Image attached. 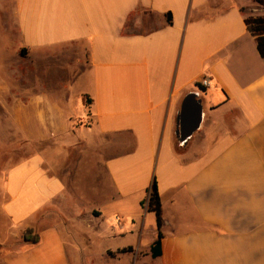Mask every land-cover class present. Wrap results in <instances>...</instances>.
Masks as SVG:
<instances>
[{
    "label": "crops",
    "instance_id": "crops-1",
    "mask_svg": "<svg viewBox=\"0 0 264 264\" xmlns=\"http://www.w3.org/2000/svg\"><path fill=\"white\" fill-rule=\"evenodd\" d=\"M244 18L240 0H15L0 136L20 154L4 165L0 246L22 245L8 248L3 264L81 263L70 224L76 214L100 219L104 209L126 229L108 237L138 235L136 244L104 249L127 250L128 262L264 264V59ZM188 96L200 121L181 144ZM102 137L129 140L113 151ZM86 152L96 171L76 190ZM153 180L162 216L154 259L155 216L141 206ZM55 201L74 205V215L64 205L55 222L43 211ZM147 219L155 231L141 246ZM27 229L37 244L23 242Z\"/></svg>",
    "mask_w": 264,
    "mask_h": 264
},
{
    "label": "rangeland",
    "instance_id": "rangeland-1",
    "mask_svg": "<svg viewBox=\"0 0 264 264\" xmlns=\"http://www.w3.org/2000/svg\"><path fill=\"white\" fill-rule=\"evenodd\" d=\"M14 2L15 0H0V77L4 79L6 84H8L10 76L9 70H7L10 65L9 57L11 56V50L9 49V46L14 42L16 36V26L14 21ZM240 8L242 10V13L244 14V17H264V8L260 7L258 4L251 0H240ZM140 17L142 18V15L139 12L132 15L128 21V27H131L133 23H136V21H138ZM143 20L145 22L148 21L147 18ZM0 113H4V105L2 104H0ZM7 128V120L4 118L0 119V134L3 133V129H6L7 131ZM1 136L0 141L3 140V142H5L4 138ZM123 140L128 142L129 139L125 138ZM123 140H121L120 137H110L109 139L102 137L100 139V141L104 145L106 144L108 145V147L110 145V148H112L113 151L115 150V146ZM10 148L15 149L13 146H11ZM175 149H178L177 142L175 143ZM19 154L20 153L10 151L9 146L6 144V142L0 145V194L2 192V181L6 170V167H4V165H6L7 162L13 159L14 157L18 158L17 155ZM74 155V152H70L71 158L69 161L75 160L76 156ZM95 162L96 155L94 153L91 154L90 152H86L80 160L79 167L75 170L73 168V174L75 178L74 181H77V183L72 185L73 189L84 190L86 187H88L90 182H92L94 172L96 171L94 169ZM66 171L67 172L65 173V171H62L61 169L59 170L63 178L69 181L68 175H70V170ZM64 174H67V176H64ZM84 199L88 202L86 203V206H89L90 202L88 200V197L84 196ZM104 201V199H97L96 203L103 204ZM64 203L65 202L63 201H55L54 206H48V208L44 209L43 211L46 214H49V216L56 222L59 219L63 218L60 211L63 212L62 206L65 205ZM65 206L66 208H68L65 209L69 212L68 217L71 218V216L75 213V206H69L68 204ZM83 211L84 210H82V212ZM74 218H76V220L72 221L73 223L70 224V227L71 230L74 232V239L82 245V258L81 263L79 264H137L136 261L128 262V260L131 258H129L128 256L122 257L119 251L115 253H112L110 251L104 252L105 248L115 249L117 247H121L122 244H124L126 241H131L136 244V241L138 239L137 234L131 238H110L107 236L109 230H112L116 234H122L126 232V229H124L123 231H119V229L117 228V217H115V214L112 212V209H104L102 218L97 220H91L90 214L85 215L84 213L80 215L76 214V217ZM121 222L124 224L126 223V220L121 219ZM137 229H139V227ZM154 231L155 227L153 224V219H147L143 227L142 238L140 241L141 246H146V243L151 239ZM21 245V240H18L13 242L12 245L5 247V249L4 247L0 246V264H3L1 261L2 255L8 248L18 249ZM71 264L77 263L73 262Z\"/></svg>",
    "mask_w": 264,
    "mask_h": 264
},
{
    "label": "trees",
    "instance_id": "trees-1",
    "mask_svg": "<svg viewBox=\"0 0 264 264\" xmlns=\"http://www.w3.org/2000/svg\"><path fill=\"white\" fill-rule=\"evenodd\" d=\"M264 8V0H251ZM242 11V10H241ZM170 15H168V22L170 21ZM244 23L248 32L255 38L257 51L262 59H264V17H245ZM141 206H146V210L151 212L155 216V224L157 230V236L154 242L149 248L150 256L154 259L161 255V233L160 228L162 226L161 205L159 196L156 189V183L153 180L148 189V198L141 202ZM22 240L28 244H37L39 242V236L34 233L32 229H27L23 235ZM127 252V250H121L119 253Z\"/></svg>",
    "mask_w": 264,
    "mask_h": 264
},
{
    "label": "water",
    "instance_id": "water-1",
    "mask_svg": "<svg viewBox=\"0 0 264 264\" xmlns=\"http://www.w3.org/2000/svg\"><path fill=\"white\" fill-rule=\"evenodd\" d=\"M190 98L191 96H188L184 99L181 107V112L178 116V122L181 125V129L176 132V138L181 144H184L191 135L192 129H189V124L193 123L197 127L200 121V107H195V109L191 111L192 116H190L189 114L190 111L188 110V107Z\"/></svg>",
    "mask_w": 264,
    "mask_h": 264
},
{
    "label": "built area",
    "instance_id": "built-area-1",
    "mask_svg": "<svg viewBox=\"0 0 264 264\" xmlns=\"http://www.w3.org/2000/svg\"><path fill=\"white\" fill-rule=\"evenodd\" d=\"M200 84H201V86L202 87H207L208 86V80L207 79H203L201 82H200ZM116 220H117V223L119 224V219L118 218H116Z\"/></svg>",
    "mask_w": 264,
    "mask_h": 264
}]
</instances>
